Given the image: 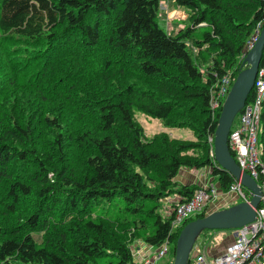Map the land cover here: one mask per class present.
<instances>
[{"label":"trees","instance_id":"obj_1","mask_svg":"<svg viewBox=\"0 0 264 264\" xmlns=\"http://www.w3.org/2000/svg\"><path fill=\"white\" fill-rule=\"evenodd\" d=\"M174 1L189 9L176 33L159 24L160 0H0V218L18 211L21 196L41 201L22 221L0 226V264H136L125 224L149 245L169 242L172 264L184 224L207 214L178 226L163 217V199L186 201L200 187L180 183V171L212 166L225 191L235 181L210 154L222 110L213 116L211 91L246 66L248 42L264 26V0ZM12 82L36 101L71 103L69 117L94 120L74 137L68 117L44 113L56 131L48 156L66 157L72 139L88 171L71 176L65 166L57 179L56 166L32 145L38 112L9 101ZM135 108L168 128L193 129L199 142L148 138ZM260 122L264 161V101ZM19 171L28 173L11 182ZM35 181L42 185L33 188ZM42 227L39 243L33 231Z\"/></svg>","mask_w":264,"mask_h":264},{"label":"rangeland","instance_id":"obj_2","mask_svg":"<svg viewBox=\"0 0 264 264\" xmlns=\"http://www.w3.org/2000/svg\"><path fill=\"white\" fill-rule=\"evenodd\" d=\"M167 5H169L168 9H167ZM178 10H181V12L179 14H178ZM159 13H160L159 14V24L171 33H176V32H178L179 29H181L182 27H186V25H187L186 19H187V16L189 14V9L184 7V6L177 5L174 0H160V12ZM184 14L186 15V17ZM166 21H167L168 26L166 24ZM246 53L247 52H245L244 57H245ZM202 69H205V67H202ZM235 78H236V76L234 77L232 75V72L228 73V80H230L229 85H228L229 89H231V87L235 81ZM12 83L15 85V87L17 89L13 90L11 96L9 97V101H10V99H14L15 97H17L18 99H20V101L24 100L27 104L30 102L32 105V109L36 110L38 112V114L36 115V117L34 118V120L32 122V124H35V130H36L33 137H32V145L40 152V156L43 159L49 160L50 164H52V166H56L55 168L52 167L51 169L52 170L58 169V171L56 173L58 176L57 179L62 180L61 179L62 170H63L62 168H64L65 166H68V168H69L68 174H70L71 176H74L76 174L77 175L82 174V173L88 171V168H86L84 165L85 152L82 151L81 149L76 148L73 144L72 139H70L69 143L67 142L66 146H67V150H68V155L66 157L58 156L57 160H56V159H53V158L48 156V150H50L51 147L56 144L55 143L56 131H54V128L50 127L49 125H47V123L44 122V113L46 115L49 111H54V112L60 114L61 116H63L64 118L68 117L69 120L74 123L72 125L69 124V125H71V127L69 126V128H70L71 132H73L74 137L79 131L83 130L84 128L88 127L91 124L93 125L95 123L94 120L93 119H90V120L76 119L75 113H73V115L71 117H69V111L74 108L71 103L65 102V101H63V103H62V102L57 101V100H55V101L46 100L43 102H40L38 100L36 101V97L34 95H32L27 89H24L25 87H21L20 84H17L14 82H12ZM13 84L11 85L12 89L14 87ZM224 85H227V84H225V82H224ZM221 86H222V82H221L219 87L221 88ZM254 87H255V85H254ZM254 87H253V90H254ZM214 91H218V90L213 89L212 92H214ZM227 95L223 97V100H222L223 103H221L219 109H222ZM210 108H211V105H210ZM214 110H216V109H213V110L211 109L212 112ZM218 110H216L215 113H212L213 116L216 115ZM42 113H43V115H42ZM70 114H71V111H70ZM134 116H135L136 120L138 121V123L140 125H142L143 128L145 129V133H146L148 138L154 136L157 133H160V134H165V135L167 134V136L169 138H171V139L176 138L182 142H196L198 140L196 137L195 131L191 128L184 127V126L177 127V128H168L165 126V123L162 119L148 115L144 111L139 110L137 108L134 109ZM237 121H238V118L235 121V123ZM232 126H233V124H232ZM258 128H259V131H258L257 147L259 148L258 154H260V156L262 158V155H261L262 143H261V135H260V133H261V122H260V126ZM209 141H210V144L212 143V148L210 150V154L212 155V157L214 159V136H209ZM197 142H199V141H197ZM262 160H263V158H262ZM214 162H216V161L214 160ZM18 164H19V161L15 160V162H13L11 165V167H12L11 169H13V167H14V169L18 168L19 167ZM27 167L28 168L33 167V163L29 161L27 164ZM184 169L194 170L196 168H184ZM198 170H200V172H201L199 175L204 176V177L206 176V178L208 179L206 182L197 183V184H199L198 186H200L199 188L208 186L207 183H214L215 186L218 188L217 189V191H218L217 196L213 197L210 201H208V204L205 208V211L207 213H210L214 210H218V209L225 208V207L232 205L233 204L232 203L233 202L232 196L228 193V191H225L221 188L219 181L216 178H214V176L211 177L210 173L212 171V166H209V165L204 166V167L199 168ZM11 172H13V171H11ZM27 173H28L27 171L15 172L14 176L11 178V182L14 180L15 181L19 180V178H21L20 176H23V174L27 175ZM9 180H7L6 182H8ZM38 183L39 182L35 181L32 184L33 188L36 186L39 187L42 185V184L37 185ZM186 184H188V183H186ZM258 185H259V182H258ZM199 188H197L196 190H198ZM173 195L168 196L167 198H165L161 201L162 203H161L160 211H161L163 217H169V215L171 214L173 203H174V201H176V200H173V198H175L177 194L176 195L173 194ZM241 201H244V200H241ZM241 201L237 200L236 203L241 202ZM40 205H41V201H40L39 197H37L36 195H34L33 197L21 196L20 202L18 203V211H16L15 214H11V215H7L8 212L6 211L5 215H3L0 218V226L4 224V221L5 222L6 221H12V222H16V223L22 221L28 214L33 213L34 210H39ZM52 214H55L56 216H58L59 212L53 211ZM56 216H53L52 219L56 218ZM67 218H69V217H67ZM102 218L108 219L106 216H102ZM65 222H66V217H65ZM108 222L110 224H112L114 227H117V229L120 226L117 221H108ZM57 226H56V229H57ZM123 229L125 231V234L128 235V237H127L128 241L131 242L130 243L131 250H132V253L134 256V260H135L138 257L137 247H140L141 245H143L145 243V241L143 239L144 237H143L142 231L141 230L138 231L137 229L133 228L129 224H125V227H123ZM232 230H234V229H232ZM45 231H46V228H44V227H42L40 230L33 231V235L35 236V239L39 243L43 242ZM219 232H223V231L218 230L216 233L207 232L205 234L200 235L198 237L196 244L193 248V251L191 253V258H193L199 252V249L203 250L202 248L198 247L200 240H201V242L202 241L205 242L208 240L207 244L205 242V247L207 248V250L206 249L204 250V251H206L207 254H211V250L213 248H216V250H218V249L222 250L227 245V243L220 241V237H218ZM0 242H1V238H0ZM203 242L201 244H203ZM151 247L153 250L148 248L147 250H145L144 253L140 254V252H139V255L141 258L140 260L142 261L145 259H158L157 264H168V262L170 261V257H171L170 253L167 255L159 257V256H157L158 251L160 250V248H158L159 246L158 247L156 246L157 248L155 246H151ZM156 257H158V258H156ZM140 260H138V261H140ZM138 261H135L136 264ZM190 264H194L192 260H191Z\"/></svg>","mask_w":264,"mask_h":264},{"label":"built area","instance_id":"obj_3","mask_svg":"<svg viewBox=\"0 0 264 264\" xmlns=\"http://www.w3.org/2000/svg\"><path fill=\"white\" fill-rule=\"evenodd\" d=\"M260 30L258 29L256 34L249 40L248 50L257 40ZM229 81L227 74L222 80L221 88L216 89L218 91H211L210 105L212 110H218L221 103H223V97L230 90ZM224 82L227 85H224ZM263 101L264 62L258 70L254 87V98L237 115L229 134V146L236 161L242 170L248 172L259 182L262 190L261 202L256 209V218L252 222L234 230H219L230 232L234 236V240L225 247L223 252L214 256L207 254L204 249H199V252L191 258L194 264H264V161L258 154L259 148L257 147L258 127L260 126ZM237 118L238 121L235 123ZM207 184L208 186L196 190L190 199L174 201L171 214L169 215V217L174 216L172 220L173 226L183 225L189 218L204 211L208 201L217 196L218 188L215 184ZM227 191L232 196L233 204L237 200H250L251 198L250 191L236 179ZM247 191H249L250 197ZM158 248H160L157 255L159 257L170 253V244L167 241ZM157 261L158 259H145L138 261L137 264H157Z\"/></svg>","mask_w":264,"mask_h":264},{"label":"water","instance_id":"obj_4","mask_svg":"<svg viewBox=\"0 0 264 264\" xmlns=\"http://www.w3.org/2000/svg\"><path fill=\"white\" fill-rule=\"evenodd\" d=\"M264 55V26L254 45L244 57V68L224 101L214 133V160L222 169L228 171L236 180L250 191V200L234 203L228 207L214 210L205 216L188 221L182 227L175 244L173 264H190L191 253L198 237L205 230H232L255 220L256 209L260 205L262 190L257 180L242 170L229 147V134L236 116L243 110L255 85ZM236 234V233H235Z\"/></svg>","mask_w":264,"mask_h":264},{"label":"crops","instance_id":"obj_5","mask_svg":"<svg viewBox=\"0 0 264 264\" xmlns=\"http://www.w3.org/2000/svg\"><path fill=\"white\" fill-rule=\"evenodd\" d=\"M169 8V5H167V9ZM181 12V10H178V14ZM185 15V14H184ZM185 17H186V15H185ZM169 21V20H168ZM166 24H167V21H166ZM167 26H168V24H167ZM170 27V26H169ZM201 172H200V170H198V169H194V170H192V169H182L181 171H180V173H179V175L177 176V180L180 182V183H203V182H206L208 179L206 178V176L204 177V176H201V175H199ZM211 174V173H210ZM211 177H213L212 175H211ZM173 200H177L176 199V197L175 198H173ZM217 231H215V232H211V233H216ZM217 236V235H216ZM218 237H220V241H223V242H226L227 243V245L230 243V242H232L233 240H234V236L230 233V232H228V231H223V232H219V234H218ZM208 241V240H207ZM207 241H205L206 242V244H207ZM203 242V241H202ZM201 242V240H200V242H199V246L198 247H200V248H202V249H206L207 250V248L205 247V242H203V244H201L202 243ZM226 245V246H227ZM152 245H149V244H147V243H144L143 245H141L140 247H137V254H138V257L135 259V261H138V260H140L141 258H140V255H139V252H140V254L141 253H144L145 252V250H147L148 248H150V249H152V247H151ZM225 246V247H226ZM156 247V246H155ZM158 247V246H157ZM156 247V248H157ZM225 247L222 249V250H220V249H218V250H216V248H213L212 250H211V255L212 256H214V255H216V254H219V253H221V252H223L224 251V249H225ZM153 250V249H152ZM170 262H171V257H170Z\"/></svg>","mask_w":264,"mask_h":264},{"label":"bare ground","instance_id":"obj_6","mask_svg":"<svg viewBox=\"0 0 264 264\" xmlns=\"http://www.w3.org/2000/svg\"><path fill=\"white\" fill-rule=\"evenodd\" d=\"M248 102H249V100H248ZM248 102H247V103H248ZM243 109H244V108H243ZM229 147H230V146H229ZM230 150H231V149H230ZM231 152H232V151H231Z\"/></svg>","mask_w":264,"mask_h":264}]
</instances>
